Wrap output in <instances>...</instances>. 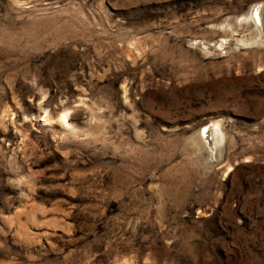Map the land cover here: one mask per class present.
I'll use <instances>...</instances> for the list:
<instances>
[{
  "label": "rangeland",
  "instance_id": "obj_1",
  "mask_svg": "<svg viewBox=\"0 0 264 264\" xmlns=\"http://www.w3.org/2000/svg\"><path fill=\"white\" fill-rule=\"evenodd\" d=\"M260 8L0 0V264H264Z\"/></svg>",
  "mask_w": 264,
  "mask_h": 264
},
{
  "label": "bare ground",
  "instance_id": "obj_2",
  "mask_svg": "<svg viewBox=\"0 0 264 264\" xmlns=\"http://www.w3.org/2000/svg\"><path fill=\"white\" fill-rule=\"evenodd\" d=\"M254 16L259 21L261 26L264 28V8H260V10L258 9L257 13ZM63 117L65 118L66 123H67L68 122L67 119L69 120V118H66L65 115H63ZM206 131H207V133H206L207 138H208V141L210 142V144L213 145V143L216 144V143H218V141H220L219 130L217 131L215 127H213V126L207 127ZM216 138H217V141H216Z\"/></svg>",
  "mask_w": 264,
  "mask_h": 264
}]
</instances>
